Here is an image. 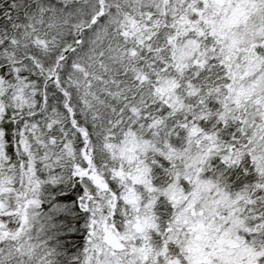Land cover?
<instances>
[{
  "label": "snow or ice",
  "instance_id": "1",
  "mask_svg": "<svg viewBox=\"0 0 264 264\" xmlns=\"http://www.w3.org/2000/svg\"><path fill=\"white\" fill-rule=\"evenodd\" d=\"M0 264H264V0H0Z\"/></svg>",
  "mask_w": 264,
  "mask_h": 264
},
{
  "label": "trees",
  "instance_id": "2",
  "mask_svg": "<svg viewBox=\"0 0 264 264\" xmlns=\"http://www.w3.org/2000/svg\"><path fill=\"white\" fill-rule=\"evenodd\" d=\"M68 206L71 207V202H67ZM63 219V216H60L58 218H54V223L58 224L60 220ZM81 226H83V221H81ZM62 235H64L65 239H64V243L70 244V245H75L77 243V240L74 238L76 236H83L84 233L82 231H77L74 233H61Z\"/></svg>",
  "mask_w": 264,
  "mask_h": 264
}]
</instances>
